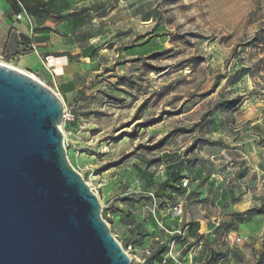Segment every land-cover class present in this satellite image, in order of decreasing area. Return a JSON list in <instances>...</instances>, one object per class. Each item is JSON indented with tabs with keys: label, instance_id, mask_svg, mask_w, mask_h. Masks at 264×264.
<instances>
[{
	"label": "rangeland",
	"instance_id": "rangeland-1",
	"mask_svg": "<svg viewBox=\"0 0 264 264\" xmlns=\"http://www.w3.org/2000/svg\"><path fill=\"white\" fill-rule=\"evenodd\" d=\"M99 3L88 26L99 36L95 53L75 61L80 88L73 100L52 80L58 71L52 57L44 56L48 68L27 69L17 51L23 49L14 40L3 45L1 29L0 60L35 76L63 100L68 116L61 127L72 166L99 195L103 217L132 264H146L155 252L165 257L171 246L181 249L185 235L177 217L186 200L190 215H200L199 193L188 192L199 158L220 160L225 181L240 195L236 209L261 203L264 174L233 153H243L254 139L264 148V0ZM164 153L175 155L172 166ZM179 161L189 185L166 182L161 189ZM227 223L219 226L212 248L226 251L228 245L242 253V263L233 257L226 264H254L264 247V214L250 216L223 238ZM131 229L137 238L127 236Z\"/></svg>",
	"mask_w": 264,
	"mask_h": 264
},
{
	"label": "water",
	"instance_id": "water-1",
	"mask_svg": "<svg viewBox=\"0 0 264 264\" xmlns=\"http://www.w3.org/2000/svg\"><path fill=\"white\" fill-rule=\"evenodd\" d=\"M63 120L51 87L0 63V264H132L69 160Z\"/></svg>",
	"mask_w": 264,
	"mask_h": 264
},
{
	"label": "crops",
	"instance_id": "crops-1",
	"mask_svg": "<svg viewBox=\"0 0 264 264\" xmlns=\"http://www.w3.org/2000/svg\"><path fill=\"white\" fill-rule=\"evenodd\" d=\"M52 1L22 0L16 3L13 0H0V29L6 31L3 45L6 46L14 40V44L21 49L26 47L33 49L32 53L21 55L22 61L30 70L48 68L44 56L52 57L49 60L50 65H56L58 70L57 75L51 73L52 80L59 93H63L68 100H73L80 87L75 80V71L72 70H75L76 60L86 61L95 53V42L99 36L91 33L88 26L91 14L94 11L96 14L99 13L100 3L99 0H68L67 9L59 11L54 7L49 16L41 17L42 3L53 6ZM60 14L68 15L62 18ZM43 27L49 29L43 30ZM17 51L20 52L19 49ZM54 53H70L71 56L57 57L53 55ZM244 148L246 150L243 153H233L236 159L246 158L253 171L264 174V148L261 144L255 139L249 140ZM222 154L229 156V153ZM207 160V157L199 158L191 167V187L188 192L199 193L200 215L196 217L190 215L187 211L189 200H186L182 214L177 217L178 222H183L184 227L185 237L182 238H185V241L180 243L181 249L173 250L174 257L165 259L159 255L152 264H204L207 255L211 252V241L220 230L219 226L233 218L229 215V220H226L228 210H231V213L240 211L236 209L240 203L238 189L231 186L229 178L225 181L227 174L224 169H219L223 166L219 165L220 160H213V163ZM263 196L264 192L261 197ZM120 218L125 222L127 215L123 214ZM192 222L195 223L191 224ZM233 230L234 228L224 227L220 235L223 238L230 237ZM131 231L133 234L127 236L137 238L135 229ZM221 250L224 249L221 247ZM179 256L181 259L177 258ZM233 257H236L240 263L244 261L242 253L227 245L219 262L226 264Z\"/></svg>",
	"mask_w": 264,
	"mask_h": 264
},
{
	"label": "trees",
	"instance_id": "trees-1",
	"mask_svg": "<svg viewBox=\"0 0 264 264\" xmlns=\"http://www.w3.org/2000/svg\"><path fill=\"white\" fill-rule=\"evenodd\" d=\"M16 3H18L19 1L21 2L22 0H13ZM53 6H50L48 3H42V8L40 9V16L41 17H47L49 16L50 12L53 11L54 7H57V9L59 11H63L65 9L68 8V0H53ZM68 14L65 15H61L60 16L62 18L66 17ZM43 30L45 29H49V27H43ZM21 51V50H19ZM33 52V49L26 47L25 49H23V52H19L20 54H30ZM49 55V54H48ZM54 56H63V55H68L71 56L70 53H54ZM167 140V136L162 138L159 143L157 144L158 147H161L163 145H165ZM166 159H169V163L168 166H172L173 163H171V160L174 159L175 155H173L172 153H164V155ZM183 166L182 161H179L178 164L176 165V170L173 169V167H170V171H169V176L167 177L166 181L161 185V189H164L166 186V182H174V183H180V187L181 188H185V186H183V180L186 177H183L181 174V168ZM193 192V191H191ZM154 194V193H153ZM155 196V194H154ZM134 197L132 196H128L125 200H131ZM264 214V196L261 199V203L258 206L255 207H250L244 211H234L231 213V215L233 216V218L227 223V227L230 228H237L238 225L244 221H246V219L250 218V216L252 215H263ZM195 222H192L191 224H194ZM181 242L185 241V238H181L180 240ZM131 245V244H130ZM127 247V245L125 246ZM159 255H162L161 252H155L153 253V255L146 261V264H152L153 261L155 260V258H157ZM223 255L222 251H217L215 252L214 249L211 246V252L207 255L204 264H215L216 261L218 260V258H220ZM254 264H264V247L259 250L257 252V257H256V261Z\"/></svg>",
	"mask_w": 264,
	"mask_h": 264
},
{
	"label": "built area",
	"instance_id": "built-area-1",
	"mask_svg": "<svg viewBox=\"0 0 264 264\" xmlns=\"http://www.w3.org/2000/svg\"><path fill=\"white\" fill-rule=\"evenodd\" d=\"M48 58V57H47ZM68 115H67V113H66V109L64 108V117H67ZM189 185V179L188 178H185L184 180H183V186H188ZM151 195L152 196H154L153 195V193H151ZM180 206H181V204H180ZM129 248H132V245H129L128 246ZM127 251V250H126ZM128 252V251H127ZM129 253V252H128ZM146 253L149 255V254H151V251H150V249H146ZM168 257H174L173 256V246H171V249L169 250V252H168V254L165 256V259L166 258H168Z\"/></svg>",
	"mask_w": 264,
	"mask_h": 264
},
{
	"label": "bare ground",
	"instance_id": "bare-ground-1",
	"mask_svg": "<svg viewBox=\"0 0 264 264\" xmlns=\"http://www.w3.org/2000/svg\"><path fill=\"white\" fill-rule=\"evenodd\" d=\"M0 63H3L1 60H0ZM8 65V64H7ZM11 66V65H10ZM13 67V66H12ZM16 68V67H15ZM18 69V68H17ZM23 71V70H22Z\"/></svg>",
	"mask_w": 264,
	"mask_h": 264
}]
</instances>
